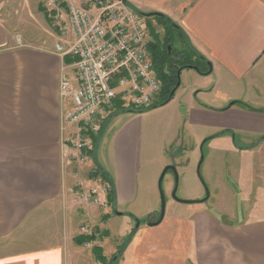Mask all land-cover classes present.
Wrapping results in <instances>:
<instances>
[{
	"label": "crops",
	"instance_id": "0c3cea01",
	"mask_svg": "<svg viewBox=\"0 0 264 264\" xmlns=\"http://www.w3.org/2000/svg\"><path fill=\"white\" fill-rule=\"evenodd\" d=\"M125 3L175 23L209 63L207 75L218 85L213 90L218 94L221 87L219 94L233 101L227 107L177 106L170 143L177 144L183 124L198 135L209 129L217 131L216 138L222 132L239 136L233 150L249 158L257 181L254 211L239 222H225L204 209L173 212L157 226L125 223L119 234L111 232L109 224L117 218L135 219L125 211L138 199L145 127L144 115L132 112L107 118L108 138L102 131L90 157L113 189L115 214L75 208V184H87L83 170L90 164L73 166L61 146V60L53 50L16 45L0 22V264H91L94 251L77 244L84 223L106 233L99 243L104 264H264V0H173L172 11L150 3L149 13L131 0ZM104 147L108 157H98ZM132 230L123 249L118 242L113 248L111 241Z\"/></svg>",
	"mask_w": 264,
	"mask_h": 264
},
{
	"label": "rangeland",
	"instance_id": "374dc122",
	"mask_svg": "<svg viewBox=\"0 0 264 264\" xmlns=\"http://www.w3.org/2000/svg\"><path fill=\"white\" fill-rule=\"evenodd\" d=\"M42 1L0 0V22L8 28L11 38L15 39L16 45L53 50L56 42L55 31L51 26L48 12L42 6ZM131 2L136 9L145 13L151 11L149 9L150 3L163 5L171 11L173 8L175 9L172 4L173 0H131ZM145 23H148V27L152 32L162 39L163 30L156 25L153 18L147 19ZM149 39L152 40L151 36H149ZM173 47L177 50L180 49L179 45ZM179 86L180 88L173 96L170 106L166 108L162 106L164 108L150 111L135 107L124 108L133 109L140 112L138 114L144 115L142 116L145 132L142 137L140 174L137 177L138 199L131 210L125 211L126 214L133 215L135 219L130 220L126 215V217L117 218L115 222H111L109 229L116 235L124 229L125 223H131L133 227H136L135 221H138L139 224L141 222L142 225L143 222H146L148 216H151L149 224L155 223L160 212L157 183L161 173L167 166H174L177 171V189L175 193L177 200L198 201L203 199L205 191L197 173L201 157H203V163L199 169V176L209 191V199L201 204L176 202L172 197L175 188V177L171 171H168L161 184L165 199L166 216L172 215L173 212L176 214H189L195 210L204 209L212 212L216 217L222 218L225 222H239L254 211V205L257 204L259 199L258 188L251 168L252 165L250 167L251 161L247 156L240 157L233 150V147L240 143L239 136L234 137V134H232L231 137H223V135H218L217 138L214 137L203 144L207 138L216 135L217 131L205 129L200 133L201 135H198L195 129L191 130L183 124L178 132L177 144L170 143L175 121L173 109L175 110L177 106L184 108L188 102H192L198 105L227 107L233 102H227L226 100L229 99L219 94L222 93L221 87L218 90L219 95L213 90L218 85H215L211 75H200L194 70H183L179 76ZM117 113L112 110L108 117ZM125 119L119 121V124L123 123ZM106 120L107 118L103 120L101 132L97 139L102 135V131V138H108L107 130L109 127L105 123ZM165 143L168 144L167 147H165ZM238 150L241 151L242 148ZM108 153L109 148L104 147L98 151V157L107 158ZM88 163L90 164L89 167L83 170L85 178L96 167L90 161ZM111 215L113 214L111 213ZM91 227L93 233L97 234V241L94 243H97L98 246L83 248L91 251L100 250L101 236L106 233H101L102 228L100 226L91 225ZM116 242H118L121 249L127 244L126 238L117 239L111 241L113 248ZM119 253L120 251L114 255L118 256ZM111 258L107 261H110ZM96 261L95 258L91 264H96ZM102 263L104 264L103 261Z\"/></svg>",
	"mask_w": 264,
	"mask_h": 264
},
{
	"label": "built area",
	"instance_id": "2783aa9c",
	"mask_svg": "<svg viewBox=\"0 0 264 264\" xmlns=\"http://www.w3.org/2000/svg\"><path fill=\"white\" fill-rule=\"evenodd\" d=\"M42 6L55 31L53 53L61 60V146L70 164L84 165L90 161L93 140L113 110L114 100L119 99L123 108L146 109L160 93L145 19L117 0H43ZM65 58L71 62L66 64ZM86 183L77 180L73 206L95 207L107 214L109 184L95 168ZM80 235L92 237L91 225H82ZM94 242L83 247L98 246Z\"/></svg>",
	"mask_w": 264,
	"mask_h": 264
},
{
	"label": "trees",
	"instance_id": "16d2710c",
	"mask_svg": "<svg viewBox=\"0 0 264 264\" xmlns=\"http://www.w3.org/2000/svg\"><path fill=\"white\" fill-rule=\"evenodd\" d=\"M134 11V10H133ZM137 15L143 17L145 21L147 19L153 18L157 26L161 27L163 30V37L160 39L157 35L152 32V30L148 27V23L146 24V28L148 31V35L151 36V39L148 44V52L151 58L152 67L155 70L159 81L161 82V90L157 97V100L153 103L152 106L146 108L145 110H154L156 108L162 107L169 103L174 95H171L173 90H176V85L179 81V76L183 70H194L200 75H207L210 72L209 63L200 56L190 45L187 37L184 35L182 30L173 23L169 18L165 17L159 13H153L149 15H144L139 12L134 11ZM151 31V32H150ZM179 45V50L175 49L173 46ZM167 47H170V52L168 53ZM65 63L69 64L71 60L69 58H65ZM113 110L122 113V112H132V113H140L136 112L133 109H124L119 99L114 100L113 102ZM224 134L223 132L220 134ZM214 137H210L206 139H213ZM97 137L93 140V151L90 153V157L94 155V149L97 143ZM95 170L100 176L103 178L105 182L108 183L106 175L99 169L95 167ZM92 174H94L92 172ZM109 184V183H108ZM109 194H108V202L110 206V210L112 214H115L113 209L114 206V193L113 189L109 185ZM151 216H148L146 222H150ZM136 224L139 222L135 221ZM135 234V230H132L129 236L126 238L127 243L131 240L133 235ZM95 239L94 235L90 238L81 237L77 239V244L83 245L85 242L93 241ZM95 258L97 261L102 262L104 259L100 254V250H94Z\"/></svg>",
	"mask_w": 264,
	"mask_h": 264
},
{
	"label": "water",
	"instance_id": "95a60500",
	"mask_svg": "<svg viewBox=\"0 0 264 264\" xmlns=\"http://www.w3.org/2000/svg\"><path fill=\"white\" fill-rule=\"evenodd\" d=\"M117 1H119V2H121L122 4H125V5H126L125 0H117ZM144 15H146V14H144ZM167 50H168V53H169V52H170V47H168ZM178 77H179V73H178ZM178 87H179V81H178V83H177V85H176V90H177ZM176 90H173V91L171 92V95H174ZM205 142H206V140L203 142V144H204ZM201 147H202V146H201ZM200 150H201V148H200ZM202 163H203V157L200 158V161H199V163H198L197 173H198V178H199V180L201 181L202 186H203V188H204V191H205V197H204L203 199H201V200H198V201H181V200H177V199L175 198V193H176V189H177V171H176V168H175L174 166H167V167L163 170V172L161 173V176H160V178H159V180H158V183H157V189H158L159 199H160V212H159V218H158V220H157L155 223H152V224L150 223V224H149V227L157 226L158 224L161 223V221H162L163 218H164V214H165V199H164L163 191H162V188H161V184H162V180H163L165 174H166L168 171H171L172 174H173L174 177H175V188L173 189L172 197H173V199H174L176 202L181 203V204H194V203L201 204V203L206 202V201L209 199V196H210V195H209V191H208V189L206 188V186L204 185V183L202 182V180H201V178H200V176H199V169H200ZM116 215H120V214L116 213Z\"/></svg>",
	"mask_w": 264,
	"mask_h": 264
},
{
	"label": "flooded vegetation",
	"instance_id": "af4514ba",
	"mask_svg": "<svg viewBox=\"0 0 264 264\" xmlns=\"http://www.w3.org/2000/svg\"><path fill=\"white\" fill-rule=\"evenodd\" d=\"M158 218H159V214H158V216H157V219H156V221L158 220ZM156 221H155V222H156ZM147 223L149 224V222H147Z\"/></svg>",
	"mask_w": 264,
	"mask_h": 264
}]
</instances>
